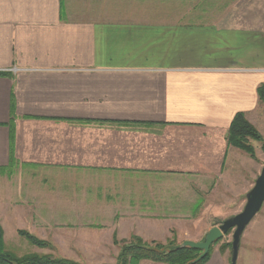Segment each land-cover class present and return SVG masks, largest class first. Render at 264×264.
Segmentation results:
<instances>
[{"label": "crops", "instance_id": "0c3cea01", "mask_svg": "<svg viewBox=\"0 0 264 264\" xmlns=\"http://www.w3.org/2000/svg\"><path fill=\"white\" fill-rule=\"evenodd\" d=\"M184 2L0 0V168L9 165L10 145L22 164L42 131L43 159L27 161L30 147L28 163L84 172L85 163L106 170L103 162L121 159V178L136 181L124 182L131 195H161L164 184L142 181L181 173L205 180L192 211H241L252 187L245 173L256 178L261 165L252 170L257 156L229 146L227 132L242 112L264 138L256 91L264 83V30L231 17L190 22L209 15L182 12ZM118 132L140 142L123 140L119 151L113 140L110 149L99 141ZM59 170L69 174L68 166ZM252 234L241 264H264V219ZM226 252L212 247L205 264H225Z\"/></svg>", "mask_w": 264, "mask_h": 264}, {"label": "rangeland", "instance_id": "374dc122", "mask_svg": "<svg viewBox=\"0 0 264 264\" xmlns=\"http://www.w3.org/2000/svg\"><path fill=\"white\" fill-rule=\"evenodd\" d=\"M180 9L182 12L209 15V19L205 20L201 16L200 19L189 20L190 22H210L218 17H231L237 19L238 26L264 30V0H185ZM262 36L264 37V33ZM260 118L264 125V113ZM112 134L113 138L101 135L99 140L101 144L109 148L107 143L111 139L114 145L119 147V151H122L120 147L123 140L140 142L131 135L124 137L121 132ZM88 135L86 133V143L90 144ZM43 139L41 131L32 142L33 145L31 143L32 157L27 161L43 159L38 154L44 152L48 145ZM252 142L257 160L255 164L251 162V167L252 170H256L264 163V153L259 143ZM30 147L20 156L22 164L18 165L15 162L10 172L2 174L3 177L0 176V225L3 229L4 246L17 256L37 253L49 254L55 258H69L84 264H118L117 258L123 243L143 242L149 247H162L160 251H167L185 240L196 241L206 228L236 214L226 211H192L198 200L195 191L197 188L204 190L203 179L172 173L180 176H172V181L170 179L142 181L164 184L165 187L159 189L163 195H131L128 193L129 190H125L124 182L135 185L136 181L126 179L124 181L121 178L119 169L125 167L121 159L114 163L113 160L103 162L105 164L100 166H104L106 170L94 168L96 164L85 163L84 166L90 169L83 172L72 169L70 165L28 163L25 154L30 151ZM87 149L91 151L92 148ZM67 166L69 174L61 173L59 169ZM245 177L247 182L254 184L255 178L251 173L246 172ZM190 184L196 188L192 189ZM246 185L245 183L244 186ZM216 197L208 194L206 199L212 200ZM161 200L168 206L163 205V202H155ZM137 203L146 204L136 205ZM141 208L154 210H135ZM166 208L178 210L168 211ZM263 219L264 203L241 235L239 246L241 250H238L236 264H241L242 249L245 246L253 249L252 232L255 225ZM23 230L48 241L49 247L40 248L30 244L19 234V231ZM135 238L139 240H134ZM230 241L231 232L225 234L220 242L212 247L220 249L223 242ZM225 251H227L225 264H229L230 248ZM137 264L164 263L147 259L140 260Z\"/></svg>", "mask_w": 264, "mask_h": 264}, {"label": "trees", "instance_id": "16d2710c", "mask_svg": "<svg viewBox=\"0 0 264 264\" xmlns=\"http://www.w3.org/2000/svg\"><path fill=\"white\" fill-rule=\"evenodd\" d=\"M256 91L259 101L264 104V84L259 85ZM10 138L13 139V136H10ZM252 141L259 143L261 151L264 153L263 136L246 119L244 113H236L228 128V145L247 154L250 158L255 159V150L251 143ZM14 163L13 147L10 145L9 165L8 167L0 168V175L6 173V171L10 172ZM217 223L218 222H216V224ZM19 234L36 247L45 248L50 245L48 241L39 239L27 231H19ZM3 239V229L0 225V264H84L69 258H55L49 254L28 253L17 256L5 248ZM134 240H139V238H135ZM220 240L221 239L215 240L203 257H200L203 252L201 249L187 246L180 248L178 245L167 251H160L162 247H149L143 244V242L123 243L117 258L118 264H137L138 261L147 259L164 264H205L210 258L212 246L219 243ZM114 243L118 244L117 241H114ZM230 245V242H223L220 245L219 251L223 253L226 249L230 248Z\"/></svg>", "mask_w": 264, "mask_h": 264}, {"label": "water", "instance_id": "95a60500", "mask_svg": "<svg viewBox=\"0 0 264 264\" xmlns=\"http://www.w3.org/2000/svg\"><path fill=\"white\" fill-rule=\"evenodd\" d=\"M264 203V163L261 167L260 173L254 180V184L245 194V204L241 211L229 216L219 224L211 227L204 235L203 239L199 242L185 240L179 247H192L201 249L203 252L200 257L206 255L209 247L217 239H221L225 234L231 231V247H230V263L236 264L240 238L243 233L244 228L254 216L260 210L262 204Z\"/></svg>", "mask_w": 264, "mask_h": 264}, {"label": "bare ground", "instance_id": "6f19581e", "mask_svg": "<svg viewBox=\"0 0 264 264\" xmlns=\"http://www.w3.org/2000/svg\"><path fill=\"white\" fill-rule=\"evenodd\" d=\"M217 224H219V223H217ZM248 224H249V223H248ZM246 226H247V225H246ZM245 228H246V227H245ZM245 228H244V230H245ZM244 230H243V231H244ZM230 232H231V231H229L227 234H229Z\"/></svg>", "mask_w": 264, "mask_h": 264}]
</instances>
